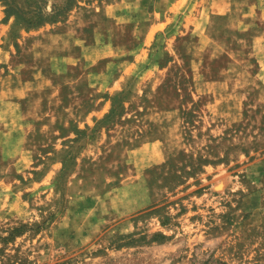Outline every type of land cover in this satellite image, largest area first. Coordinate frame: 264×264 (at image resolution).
<instances>
[{
    "label": "rangeland",
    "instance_id": "obj_1",
    "mask_svg": "<svg viewBox=\"0 0 264 264\" xmlns=\"http://www.w3.org/2000/svg\"><path fill=\"white\" fill-rule=\"evenodd\" d=\"M15 1L0 264H264V0Z\"/></svg>",
    "mask_w": 264,
    "mask_h": 264
},
{
    "label": "trees",
    "instance_id": "obj_2",
    "mask_svg": "<svg viewBox=\"0 0 264 264\" xmlns=\"http://www.w3.org/2000/svg\"><path fill=\"white\" fill-rule=\"evenodd\" d=\"M5 2V5H6V8H5V18H9L13 15L16 16V22H19V21H23V22H26L28 23L27 26H31V25H40L41 23H43V21H45L47 18L46 17H43V16H40L39 19H35L33 20L32 18L29 19L28 21L25 20V18L23 19V16H22V8L16 3V1H12V0H4ZM67 8H69V6H67ZM41 14V13H40ZM15 22L14 25H16L17 23ZM117 97L118 95H114L113 98V106H112V109H111V112L109 114V116L111 115V113H115L116 111V100H117ZM14 235V234H13ZM2 238V237H0ZM9 239V237H3L2 240H7Z\"/></svg>",
    "mask_w": 264,
    "mask_h": 264
}]
</instances>
